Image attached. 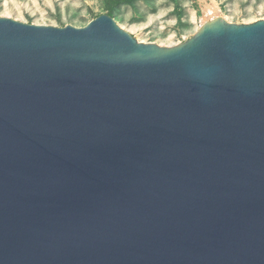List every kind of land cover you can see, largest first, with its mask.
Masks as SVG:
<instances>
[{"label": "water", "instance_id": "1", "mask_svg": "<svg viewBox=\"0 0 264 264\" xmlns=\"http://www.w3.org/2000/svg\"><path fill=\"white\" fill-rule=\"evenodd\" d=\"M0 264H264V20L0 18Z\"/></svg>", "mask_w": 264, "mask_h": 264}, {"label": "rangeland", "instance_id": "2", "mask_svg": "<svg viewBox=\"0 0 264 264\" xmlns=\"http://www.w3.org/2000/svg\"><path fill=\"white\" fill-rule=\"evenodd\" d=\"M213 4L219 11L214 18L231 24L264 20V0H0V18L82 28L107 15L138 42L171 47L190 39L212 19L204 10Z\"/></svg>", "mask_w": 264, "mask_h": 264}, {"label": "bare ground", "instance_id": "3", "mask_svg": "<svg viewBox=\"0 0 264 264\" xmlns=\"http://www.w3.org/2000/svg\"><path fill=\"white\" fill-rule=\"evenodd\" d=\"M205 14H206V18H214L216 15H218L219 11L218 8L216 7L215 4H213L212 6H207L205 7L204 10Z\"/></svg>", "mask_w": 264, "mask_h": 264}]
</instances>
